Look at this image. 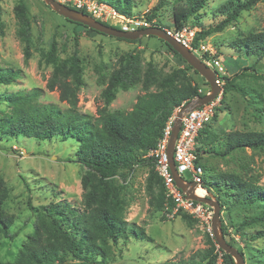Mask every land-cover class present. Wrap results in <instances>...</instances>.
Masks as SVG:
<instances>
[{
    "label": "trees",
    "instance_id": "trees-1",
    "mask_svg": "<svg viewBox=\"0 0 264 264\" xmlns=\"http://www.w3.org/2000/svg\"><path fill=\"white\" fill-rule=\"evenodd\" d=\"M99 1L110 5L117 13L127 18L132 16L130 0ZM207 1L186 0L184 4H175L172 13L173 29L180 30L185 27L190 18L199 14ZM258 3H264V0L225 1L217 9L222 19L195 33L193 49L198 46L199 41H205L211 35L223 32L242 13L251 11ZM163 6L164 0H158L156 6L146 14L145 19L152 21ZM78 11L89 16L83 10ZM28 12L23 0H19L13 7L18 25L16 36L23 46L22 54L25 61L31 58L32 48ZM67 22L89 34L98 35V32L81 24ZM103 25L110 26L106 23ZM1 27L0 7V30ZM154 27L165 29L156 23ZM160 41L185 67L173 69L163 75L150 62L141 70L140 57L137 53L124 54L120 57L117 67L106 78L101 72L98 73L97 84L104 85L101 91L104 106L96 110L95 117L80 113L77 108V95L84 86V81L83 68L77 56L76 38L73 53L65 59L57 57L55 40L50 42L47 51L40 53V62L51 67L45 87L48 91L58 93V100L67 105L65 109L54 104L39 103L41 92L37 88L4 95L3 102L9 107L10 112L0 118V136L23 138L39 144L55 139L60 143L75 144L74 159L66 160L79 164L84 168V172L80 177L82 209H74L59 202L39 206L33 230L17 250L14 259L9 262L0 261V264H65L69 259L82 264H108L113 256V248L119 246L120 242L152 241L141 226L126 221L127 204L123 196V183L136 168L148 167L144 189L148 197L149 210L156 213L164 209L165 194L162 180L155 172L154 161L148 154L156 147L174 112L191 100L205 96V93L199 91L202 86H208L202 77L201 85L192 82L187 71L198 74L165 42ZM230 48L244 56L261 59L264 57V31L243 35L231 41ZM18 73L19 70L0 68V85H10L17 79ZM246 74L256 80H264V76L255 73L254 69H243L241 73L223 78L222 99L228 91H233L244 99L251 96L252 93L236 83L237 79L247 76ZM137 84L141 85L143 93L136 97L131 110L110 112L107 109L119 90L127 91ZM253 98H256V104L264 103L259 96ZM220 111L221 108H215L211 121H216ZM263 111L264 108H256V113ZM209 124L198 132L195 139L196 166L201 167L198 152L201 150L206 152V147L209 148L207 153L221 158L237 150L264 149V130L232 131L224 135L222 150L216 151L212 145L217 134L212 131ZM186 181L191 182V179ZM201 181V187L211 197H215L221 211L223 207L218 193L222 191L226 196L233 197L235 204H256L263 207L259 218L244 221L241 226L246 227L250 222L258 220L264 221V187L257 185V181L255 183V180H247L232 173L209 177L203 175V172ZM8 197L9 189L0 179V237L12 241L17 237V233L9 231L14 217L3 210ZM178 214L183 219H192L186 214ZM205 238L207 248L203 251L195 252L186 261L164 264H215V243L208 233ZM251 238L253 240L264 238V232H257ZM196 257H199L198 261L195 260ZM223 259L227 264L234 263L224 252Z\"/></svg>",
    "mask_w": 264,
    "mask_h": 264
},
{
    "label": "rangeland",
    "instance_id": "rangeland-1",
    "mask_svg": "<svg viewBox=\"0 0 264 264\" xmlns=\"http://www.w3.org/2000/svg\"><path fill=\"white\" fill-rule=\"evenodd\" d=\"M18 1L0 0V68L19 70L13 83L8 86L0 85V118L10 112L3 102L4 95L14 91L26 92L37 88L41 92L39 103L54 104L61 109L67 107L58 100L56 91H48L45 87L51 67L40 62V53L48 50L52 40H55L56 55L59 59L69 57L74 51V39L78 40L77 56L83 68L84 86L77 95V108L80 113L91 117H95L96 110L104 106L101 98L104 85L97 84L98 73L101 72L106 78L117 67L120 57L124 54L137 53L141 70L150 62L163 75L173 69L185 67L157 37H141L134 43H128L100 33L89 34L68 23L41 0H23L29 11L32 33L31 58L25 61L23 46L16 36L18 25L13 14V7ZM130 1L132 16L143 19L158 2ZM185 1L164 0V6L157 12L153 21L173 31V7L177 3L184 4ZM225 1L227 0H208L199 14L188 20L185 27L199 31L203 27L218 23L222 17L217 9ZM110 26L119 30L117 26ZM261 31H264V3H258L251 11L242 13L223 32L211 35L202 43L212 48L215 58L223 65V82V78L241 73L243 69H254L255 73L264 76V57L259 59L244 56L230 48L231 41ZM196 56L200 59V54ZM187 75L192 82L202 84L199 75L190 70ZM246 75L237 79L236 83L252 93L251 96L244 99L239 94L228 91L223 99L222 93L217 97L216 107L221 108V111L218 112L216 121L209 124L217 134L212 145L216 151L222 150L224 135L229 132L264 130V111L256 113V108H264V103L256 104V98H253L259 96L264 101V80H256L249 74ZM208 89V86H202L200 91L206 93ZM142 93L140 84L127 91L119 90L107 109L110 112L129 111L136 97ZM176 112L177 110L173 117ZM75 149V144L60 143L58 139L39 144L23 138L0 136V179L9 189V197L3 205V210L14 217L10 233H17V237L12 241L0 237V261L9 262L14 259L17 250L33 230L39 206L59 202L74 209H82L80 177L84 168L66 160L74 159ZM205 149L206 152H198L203 175L214 177L232 173L247 180H255L257 185L264 187V149L237 150L222 158L207 153L209 148ZM147 173L148 167H138L130 173L123 183V196L127 204L126 221L141 226L152 241L120 242L119 246L113 248V256L108 264L177 263L186 261L195 252L207 248L206 233L196 220L195 222L190 218L183 219L179 214L168 217L170 211L164 209L156 213L149 210L144 189ZM184 179L188 178L184 176ZM205 194V197L210 196L207 192ZM218 198L223 207L220 226L226 243L241 251L245 264H264V238H251L257 232H264V221L258 220L250 222L246 227L241 226L244 221L259 218L263 207L256 204H235L234 198L226 196L223 191L218 193ZM195 260L198 261L199 257ZM65 264L82 263L69 259Z\"/></svg>",
    "mask_w": 264,
    "mask_h": 264
},
{
    "label": "built area",
    "instance_id": "built-area-1",
    "mask_svg": "<svg viewBox=\"0 0 264 264\" xmlns=\"http://www.w3.org/2000/svg\"><path fill=\"white\" fill-rule=\"evenodd\" d=\"M66 6H70L78 10L85 11L90 17L100 23L112 24L117 26L123 32H133L141 29L154 27L155 22L147 21L145 18L131 16L129 18L117 13L110 5L100 2L99 0H56ZM167 36L175 39L181 45L187 47L195 55L200 54V60L215 74V84L222 89L223 81L221 76L224 75L225 69L223 65L215 58V53L210 47H206L200 42L197 47L193 49L192 43L195 29L183 27L180 30L164 29ZM201 92V91H199ZM209 94V89L205 95ZM208 103L194 110L184 114L181 118V126L176 137L173 148V161L178 175L183 179L186 176L194 182L197 187H201L202 169L195 165V139L198 132L209 124L214 116L216 101ZM174 117H172L166 124L162 137L159 139L156 147L151 150L148 157L154 161V170L161 178L164 187L165 204L164 210L170 211L168 217H172L178 213H183L196 220L197 223L204 229L205 233L213 239L211 229V222L213 218V210L206 204L187 199L185 195L175 185L173 176L171 174L168 157L167 145L171 133ZM205 191V190H204ZM206 193V191H205ZM206 196V194L204 195ZM203 197V196H201ZM215 243V241H214ZM215 264H227L223 259V251L215 243ZM234 264V263H233Z\"/></svg>",
    "mask_w": 264,
    "mask_h": 264
},
{
    "label": "water",
    "instance_id": "water-1",
    "mask_svg": "<svg viewBox=\"0 0 264 264\" xmlns=\"http://www.w3.org/2000/svg\"><path fill=\"white\" fill-rule=\"evenodd\" d=\"M48 7L52 9L57 15L61 16L63 19L78 23L85 26L88 29L94 30L100 34L113 37L115 39H123L126 41H136L141 37H157L163 42H165L175 53H177L183 61L189 65L200 77H202L209 87V94L203 97H197L190 102L186 103L180 107L173 120L170 137L167 145V157L168 164L173 176L175 185L177 188L185 195L187 199L194 200L206 204L213 210V218L211 222L212 234L216 245L221 249L226 255L233 259L234 264H245L244 258L239 251L233 248L231 245L227 244L220 226V213L221 207L219 202L214 200L213 197H201L195 195L194 191L197 185L194 182H184L183 179L178 175L174 161H173V148L176 137L180 130L181 118L187 112L199 108L201 106L207 105L208 103L217 99V97L222 93V89L215 84V74L207 67L194 53H192L187 47L178 43L175 39L167 36L163 29L157 27H151L147 29H141L133 32H123L121 30L115 29L111 26L103 25L102 23L94 20L90 16H86L79 11L70 9L68 6L58 3L56 0H41Z\"/></svg>",
    "mask_w": 264,
    "mask_h": 264
},
{
    "label": "bare ground",
    "instance_id": "bare-ground-1",
    "mask_svg": "<svg viewBox=\"0 0 264 264\" xmlns=\"http://www.w3.org/2000/svg\"><path fill=\"white\" fill-rule=\"evenodd\" d=\"M197 196H204L205 191L202 188L197 187L194 191Z\"/></svg>",
    "mask_w": 264,
    "mask_h": 264
},
{
    "label": "clouds",
    "instance_id": "clouds-1",
    "mask_svg": "<svg viewBox=\"0 0 264 264\" xmlns=\"http://www.w3.org/2000/svg\"><path fill=\"white\" fill-rule=\"evenodd\" d=\"M203 189V188H202ZM204 190V189H203Z\"/></svg>",
    "mask_w": 264,
    "mask_h": 264
},
{
    "label": "crops",
    "instance_id": "crops-1",
    "mask_svg": "<svg viewBox=\"0 0 264 264\" xmlns=\"http://www.w3.org/2000/svg\"><path fill=\"white\" fill-rule=\"evenodd\" d=\"M206 41V40H205Z\"/></svg>",
    "mask_w": 264,
    "mask_h": 264
}]
</instances>
